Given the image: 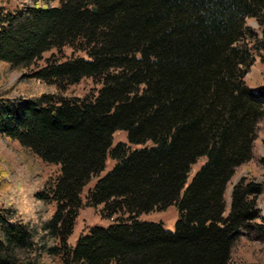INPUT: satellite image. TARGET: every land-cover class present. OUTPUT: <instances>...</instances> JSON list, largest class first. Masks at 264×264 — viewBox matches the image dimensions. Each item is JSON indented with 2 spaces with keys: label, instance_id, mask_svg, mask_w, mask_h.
Segmentation results:
<instances>
[{
  "label": "trees",
  "instance_id": "trees-1",
  "mask_svg": "<svg viewBox=\"0 0 264 264\" xmlns=\"http://www.w3.org/2000/svg\"><path fill=\"white\" fill-rule=\"evenodd\" d=\"M66 47L83 56L38 65ZM262 51L264 0H0V64L36 87L0 89V134L59 167L49 185L30 164L35 214L0 175V264H240L238 238L264 240V187L243 178L225 199L264 119V89L245 82ZM84 79L98 90L64 94ZM173 205L174 231L141 220ZM84 206L111 223L70 245Z\"/></svg>",
  "mask_w": 264,
  "mask_h": 264
},
{
  "label": "rangeland",
  "instance_id": "rangeland-1",
  "mask_svg": "<svg viewBox=\"0 0 264 264\" xmlns=\"http://www.w3.org/2000/svg\"><path fill=\"white\" fill-rule=\"evenodd\" d=\"M10 6H13V0H8ZM57 3H54L56 5ZM248 26L259 31L258 25L254 19L247 21ZM83 56L81 53H74L73 49L66 47L61 51H51L43 55V59L38 62L41 67L45 65L46 61L51 58L55 60L65 61L71 57ZM25 72H5L3 65L0 64V89L10 91V95L14 99H19L21 96L28 93H34L36 87L29 81V77L24 75L29 74ZM246 85L252 90L264 89V51L256 56L255 62L251 67L248 75L245 78ZM99 86L94 83L92 79H84L79 84L71 86L64 94H71L77 97H84L88 94L95 93ZM118 143H128V134L124 131H118L113 135V146ZM254 158L251 162L240 167L232 181L230 182L226 194L227 211L231 203L232 188L241 179L245 178L247 181L255 182L264 187V119L261 120L257 131V139L254 143ZM34 162H26L23 159L22 147L16 141L5 139L0 134V175H5V180L13 187L15 193V201L18 207H27L35 214L42 210L38 201L35 202L32 196L35 190V181L31 175L33 172L29 171V166L32 163L37 168V173L46 180L49 185L59 176V167L55 165L45 164L39 159ZM206 159L202 158L193 166L192 173L188 179L187 186L192 181V175L204 165ZM115 166L109 157L107 159L106 168L101 173L100 177L108 174ZM96 178L92 179L90 184L83 192V199L86 196L87 190L93 186ZM34 195V194H33ZM258 206L264 216V193L258 198ZM45 208L48 211H54L55 206L46 204ZM179 219V212L176 206H171L165 211L152 212L141 216V220L154 223H162L164 228L169 231H174L176 222ZM111 223L109 220H104L99 214V210L84 206L80 212L76 222L73 235L69 239L70 245H75L81 234H85L93 226L106 227ZM233 261L240 264H264V240L258 239L255 235L243 234L238 238L232 252ZM46 264H62L59 258H45Z\"/></svg>",
  "mask_w": 264,
  "mask_h": 264
},
{
  "label": "water",
  "instance_id": "water-1",
  "mask_svg": "<svg viewBox=\"0 0 264 264\" xmlns=\"http://www.w3.org/2000/svg\"><path fill=\"white\" fill-rule=\"evenodd\" d=\"M93 11H94L95 13H97V9H96V8H93Z\"/></svg>",
  "mask_w": 264,
  "mask_h": 264
}]
</instances>
